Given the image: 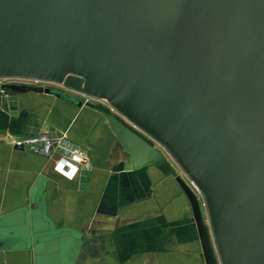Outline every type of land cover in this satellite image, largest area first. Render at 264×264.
<instances>
[{"label": "crops", "instance_id": "obj_1", "mask_svg": "<svg viewBox=\"0 0 264 264\" xmlns=\"http://www.w3.org/2000/svg\"><path fill=\"white\" fill-rule=\"evenodd\" d=\"M172 2L173 34H178L185 15L192 12L179 18ZM204 16L209 25L215 23ZM260 53L264 63V49ZM130 70L133 76L118 104L54 90L19 94L16 116L8 106H0V264H206L192 205L181 186L152 166L127 170L129 155L98 107L105 106L129 126L139 115L171 125L177 117L158 110L163 108L155 106L154 98L159 105L165 101V108L172 101L182 119L177 122L197 136L201 147L213 145L219 155L221 167L205 179L215 199L217 226L205 195L200 199L216 260L221 263L220 238L242 264H264V138L256 136L262 131L254 116L258 86L264 87V80L252 84L250 93L242 79L226 80L244 90L238 92L240 100L254 91L255 99L250 109L241 103L233 124L238 135L220 154L214 138L197 132L178 104L185 77L168 79L147 63ZM17 84L31 85L26 79ZM224 90L213 107H204L214 116L235 112L233 94ZM224 94L227 106L221 103ZM45 133L52 138L65 134L86 150L91 169L69 181L53 172V160L15 143ZM151 140L166 153L157 139ZM166 156L188 184L187 171Z\"/></svg>", "mask_w": 264, "mask_h": 264}, {"label": "water", "instance_id": "obj_2", "mask_svg": "<svg viewBox=\"0 0 264 264\" xmlns=\"http://www.w3.org/2000/svg\"><path fill=\"white\" fill-rule=\"evenodd\" d=\"M69 1L71 2V0ZM234 1L213 0V5L218 10L214 13L215 23L213 25H222L226 29L224 23L233 24L239 32L245 33L248 31L244 24L246 22L253 29L262 33V30H259L245 19L244 14L242 15L240 11L239 4L238 6L235 5ZM236 1L239 2V0ZM44 2H50L49 4L52 6L43 9L41 4ZM66 2L67 0H59V5H57L58 0H0V16L2 14L7 16L6 23L0 28V66H2L0 74L48 75L57 80H65L68 84L84 92L95 91L112 103H121L123 101L121 91L125 93L126 83L130 84L128 75L131 72L126 66L133 65L118 64L108 54H98L97 57H93L81 49L87 50L85 46L81 45L84 42L80 37L76 35L77 39L72 37L67 33L66 28L64 33H56V30L52 27L54 23L46 25V21L49 19L60 20L66 11ZM77 15L79 16V13ZM27 19H32V22L34 21L38 28L28 26L25 22ZM68 25L71 26L70 23ZM228 33L236 39L242 40L245 49L248 51L244 39H241L237 33L236 35L231 34L229 31ZM250 39L255 40L254 38ZM249 42L251 49V41L249 40ZM243 51L245 50L243 49ZM248 52L245 51L247 55ZM31 54L32 57L28 56ZM236 62L234 69L239 68V63ZM241 83H245L247 88L248 84H251V86L253 84L246 73ZM2 91L5 92L6 97L2 96ZM53 91L52 89L25 84L0 83V106H8L10 114L16 116L18 114L19 94L27 92L50 94ZM240 101L244 106V100ZM240 107L241 103L237 105V112ZM132 119L155 137L162 144L166 153L171 155L175 162L177 161L200 187L209 205L213 222L217 226L215 199L205 180L216 167H221L218 160L219 155L216 150H213V145L206 144L201 147L198 144L197 136L183 122L178 123L174 117L171 119V125L169 126H161L150 122L141 115ZM107 120L117 140L129 155L127 170H138L146 166H152L165 176L176 179L192 205L206 264H219L220 262L215 258L203 221L199 199L189 185L178 176L166 153L162 152L151 140L123 122L115 114H107ZM189 122L192 125L191 120ZM257 124V128L261 127V131H263L259 132L257 130L258 134L256 136L260 137L262 135V138H264V126L260 123ZM196 131L203 133L199 130ZM19 147L23 148L22 145ZM248 152L249 149L246 150V154ZM218 247L221 264H242L239 256L231 253L223 239L219 238Z\"/></svg>", "mask_w": 264, "mask_h": 264}, {"label": "rangeland", "instance_id": "obj_3", "mask_svg": "<svg viewBox=\"0 0 264 264\" xmlns=\"http://www.w3.org/2000/svg\"><path fill=\"white\" fill-rule=\"evenodd\" d=\"M172 1L71 0L70 11L75 10L79 13L80 24L70 26L62 20L49 19L46 25L61 22L58 28L52 26L56 33H64L66 28L67 33L72 37L81 38L84 42L81 45L96 50L99 54H108L119 64L147 63L153 66L156 73L168 79L176 76L185 77L186 87L177 98L178 104L182 111L190 116L191 123L197 130L214 138L218 152L221 154L225 147H229L234 142L236 134L238 135V127L234 129L233 124L237 120L235 118L237 105L242 103L238 94L242 89L239 85L236 87V83L227 84L226 80H222L223 88L233 94V104L236 107L235 112L227 116L210 114L208 108H202L199 101L213 97L214 79H220L225 75L226 69L230 71L231 80L240 81L244 73L249 75L254 85L264 80V63L260 48L255 40L250 39L252 48L251 52H248L242 40L231 36L222 25H209L205 16L198 12L187 13L180 32L173 34ZM238 4L245 19L253 26L259 27L258 29L263 33L264 19L257 16L256 12L264 13L262 5L264 2L239 0ZM243 49L248 55L241 54ZM28 56L32 57V54ZM237 56L241 58L243 65L234 69ZM2 79H7L11 84L26 79L31 85H37L39 82L48 89L66 91L83 99L89 96L91 101L96 99L109 105L113 104L111 101L106 102L97 98L90 92L83 93V90L77 89L65 80H57L48 75L8 73L0 74V83L4 81ZM254 99L255 91L245 98L244 103L249 107L248 109L252 107ZM147 119L163 126L151 116H147ZM131 124L147 139L156 140L137 123Z\"/></svg>", "mask_w": 264, "mask_h": 264}, {"label": "bare ground", "instance_id": "obj_4", "mask_svg": "<svg viewBox=\"0 0 264 264\" xmlns=\"http://www.w3.org/2000/svg\"><path fill=\"white\" fill-rule=\"evenodd\" d=\"M49 3L50 2L42 3L41 4V8L47 9L48 7L52 6ZM57 5H59V0H58V4ZM70 5H71V2L69 0H67L66 8H65L66 11L63 13V16L60 18V21L62 20V22H68V23L71 24V26H75V25L80 24L81 19L77 15L76 11H70ZM175 6H176V11H177V14H178L179 18H181L182 15L185 12H198V13L205 14L207 16L208 20L211 23L214 22V19H215V14L214 13L218 12V10L213 5V0H175ZM6 21H7L6 14L5 15L2 14V16H0V28L2 27V25H4L6 23ZM17 21H18V19H17ZM25 22L31 28L37 27V24L34 21L32 22V19H27V20H25ZM60 23L61 22H58V23H56V24L54 23L52 25L55 26L56 28H58ZM224 24L226 25V30L227 31H229L231 34H235V35L237 33L238 36L241 39H244L246 41V48H248V50H250V42H249V40H250V38H254L257 41L258 45L260 46L261 51L263 52V49H264V33H261V32L255 30V29H253L246 22H244V24L246 25V28H247L248 31L245 32V33L239 32L238 28L236 26H234L233 24H228V23L227 24L224 23ZM81 49L84 50L87 54H90L93 57H97L98 54H99V52H97L96 50H93V49H87V50L84 49V48H81ZM126 67H127V69L130 70V68L132 66H126ZM130 72H131V70H130ZM132 76H133V73H130L128 75L130 81H131ZM258 88H259L258 89L259 92H258V99L256 101V111L254 113V116H255V120L257 121V123H261V122L264 123V87L258 86ZM90 93L92 95L96 96L97 98L101 99V100L109 102L105 97L97 94L95 91H91ZM154 103H155V106L158 105L161 108H163V109H159V108L156 107L161 112H163V113H165V112L172 113V114H174V116L177 117V119H180V117L176 113L177 112V108L175 107V105H174V103L172 101L168 100V104H169L170 107H167V108H165V105H164L165 101L162 102L161 105H159L158 100L156 98H154ZM221 103L224 106L228 105V97H227V95H225V94L223 95ZM166 109H167V111H166ZM259 129L261 131V127Z\"/></svg>", "mask_w": 264, "mask_h": 264}, {"label": "built area", "instance_id": "obj_5", "mask_svg": "<svg viewBox=\"0 0 264 264\" xmlns=\"http://www.w3.org/2000/svg\"><path fill=\"white\" fill-rule=\"evenodd\" d=\"M2 80H4L1 82L2 84H8L7 79ZM37 83L38 87L45 88L43 84ZM2 96L6 97L4 91H2ZM130 126L137 130L133 125ZM15 143L18 146L22 144L28 146L32 152L42 154L48 157L49 160H53V172L57 176L69 181L76 180L82 170H89L92 167L87 151L69 141L65 134L52 138L45 133L33 138H27L21 142L15 141ZM188 185L200 202V199L203 197L200 187L190 178L188 179Z\"/></svg>", "mask_w": 264, "mask_h": 264}, {"label": "trees", "instance_id": "obj_6", "mask_svg": "<svg viewBox=\"0 0 264 264\" xmlns=\"http://www.w3.org/2000/svg\"><path fill=\"white\" fill-rule=\"evenodd\" d=\"M262 5L264 6V4H262ZM257 16L262 17L264 19V13L263 14H259ZM255 25L257 26L258 24H255ZM258 26H260V25H258ZM243 53L246 55V53L244 51L242 52V50H241V54H243ZM235 61H238V63H239L238 64V67H241L243 65L242 62H241V58L240 57L237 56L235 58ZM229 77H230V71L228 69H226L225 75H223L222 77H220V79H217V78L214 79V82H213V84H214V94H213V97L211 99L205 100V101L200 100L199 103L201 102V107L202 108H204L206 106V104H209L211 107H213L216 104V102H217L216 99L220 95V92L223 89V86H222L223 85V81L222 80H224V81L227 80L228 81L229 80ZM247 90H248V93L251 92V90H252L251 89V84H248ZM98 107L100 109H102L106 114H113L108 108H106L103 105H98Z\"/></svg>", "mask_w": 264, "mask_h": 264}, {"label": "flooded vegetation", "instance_id": "obj_7", "mask_svg": "<svg viewBox=\"0 0 264 264\" xmlns=\"http://www.w3.org/2000/svg\"><path fill=\"white\" fill-rule=\"evenodd\" d=\"M259 2H264V0H259ZM257 13V15H259V13L258 12H256ZM253 14H254V12H253ZM247 15V14H246ZM257 28V27H256Z\"/></svg>", "mask_w": 264, "mask_h": 264}]
</instances>
